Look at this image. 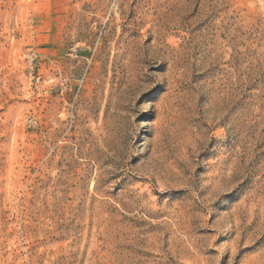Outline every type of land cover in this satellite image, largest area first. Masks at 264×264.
I'll list each match as a JSON object with an SVG mask.
<instances>
[{
    "label": "rangeland",
    "instance_id": "1",
    "mask_svg": "<svg viewBox=\"0 0 264 264\" xmlns=\"http://www.w3.org/2000/svg\"><path fill=\"white\" fill-rule=\"evenodd\" d=\"M0 264H264V0H0Z\"/></svg>",
    "mask_w": 264,
    "mask_h": 264
}]
</instances>
